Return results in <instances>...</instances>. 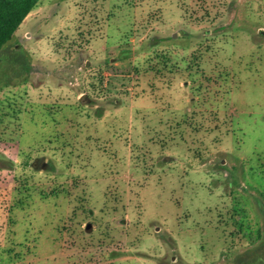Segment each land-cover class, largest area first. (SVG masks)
Masks as SVG:
<instances>
[{"label": "rangeland", "instance_id": "obj_1", "mask_svg": "<svg viewBox=\"0 0 264 264\" xmlns=\"http://www.w3.org/2000/svg\"><path fill=\"white\" fill-rule=\"evenodd\" d=\"M0 264H264V0H40L0 59Z\"/></svg>", "mask_w": 264, "mask_h": 264}, {"label": "trees", "instance_id": "obj_2", "mask_svg": "<svg viewBox=\"0 0 264 264\" xmlns=\"http://www.w3.org/2000/svg\"><path fill=\"white\" fill-rule=\"evenodd\" d=\"M40 0H0V59L7 43L12 39L18 27L22 24L29 13L37 6ZM18 50H15L5 61L6 67L11 59L24 73H29L31 66L26 58Z\"/></svg>", "mask_w": 264, "mask_h": 264}]
</instances>
